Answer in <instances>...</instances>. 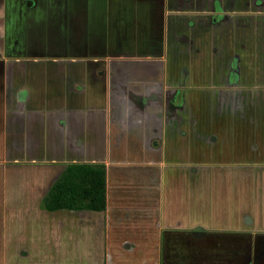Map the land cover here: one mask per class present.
Returning a JSON list of instances; mask_svg holds the SVG:
<instances>
[{"label": "crops", "instance_id": "1", "mask_svg": "<svg viewBox=\"0 0 264 264\" xmlns=\"http://www.w3.org/2000/svg\"><path fill=\"white\" fill-rule=\"evenodd\" d=\"M0 264H264V0H0Z\"/></svg>", "mask_w": 264, "mask_h": 264}, {"label": "trees", "instance_id": "2", "mask_svg": "<svg viewBox=\"0 0 264 264\" xmlns=\"http://www.w3.org/2000/svg\"><path fill=\"white\" fill-rule=\"evenodd\" d=\"M42 206L49 211H103L106 206L104 168L69 166L51 187Z\"/></svg>", "mask_w": 264, "mask_h": 264}, {"label": "water", "instance_id": "3", "mask_svg": "<svg viewBox=\"0 0 264 264\" xmlns=\"http://www.w3.org/2000/svg\"><path fill=\"white\" fill-rule=\"evenodd\" d=\"M200 229L199 228H196L195 231H199Z\"/></svg>", "mask_w": 264, "mask_h": 264}]
</instances>
